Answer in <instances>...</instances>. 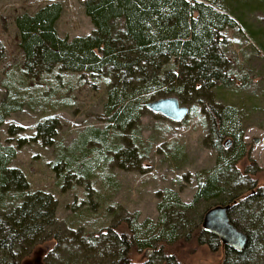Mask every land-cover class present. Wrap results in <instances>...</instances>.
<instances>
[{
  "label": "trees",
  "instance_id": "obj_1",
  "mask_svg": "<svg viewBox=\"0 0 264 264\" xmlns=\"http://www.w3.org/2000/svg\"><path fill=\"white\" fill-rule=\"evenodd\" d=\"M207 2L82 0L93 29L70 38L59 36L55 29L61 12L58 1L14 17L25 75L33 77L56 66L108 76L102 104L106 126L88 128L92 134L83 133L80 142L100 138L105 146L109 131L131 130L133 135L110 142L105 150L117 166L138 168L144 151L134 137L138 117L147 108L146 101L172 93L180 104L200 105L206 128L202 143L213 147L216 155L213 166L199 177L190 201H182L168 187L157 191L156 220L138 221L134 211L95 232L78 227L61 237L52 230L55 198L45 190L30 189L23 171L9 165L15 148L0 142V264H20L32 247L47 239H54L55 247L44 255L42 264H181L165 249L179 240L206 244L212 251L221 247L220 264H264V185L247 177V170L242 173L235 168L247 153L236 106L216 99L221 86L236 77L221 32L239 17ZM246 31L262 45L256 33ZM17 108L13 100H2L0 123ZM57 126L55 116L39 120L30 140L50 144ZM7 131L11 134V126ZM74 158L69 150L67 158L59 156L50 163L61 187L72 177ZM200 202L205 203L195 217ZM215 204H229V220L245 233L240 250L221 244L201 226L203 212ZM66 236L75 249L68 256L57 249ZM131 248L144 249L146 258L130 260ZM81 251L86 254L78 258Z\"/></svg>",
  "mask_w": 264,
  "mask_h": 264
},
{
  "label": "rangeland",
  "instance_id": "obj_2",
  "mask_svg": "<svg viewBox=\"0 0 264 264\" xmlns=\"http://www.w3.org/2000/svg\"><path fill=\"white\" fill-rule=\"evenodd\" d=\"M50 1L61 4L55 21L59 36L70 38L93 29L83 11L82 0H0V102L13 100L18 106L2 118L0 142L15 148L9 165L23 171L30 189L45 190L55 198L56 223L52 230L61 237L78 227L84 232H95L134 211L138 221L145 218L154 221L157 191L166 187L174 189L182 201H190L199 177L213 166L216 155L213 147L202 143L206 128L200 105L181 103L188 111L180 121L144 108L135 124L134 137L144 150L139 167L122 168L105 147L133 135L131 130L125 134L109 131L105 146L100 138L88 137L86 142H80L83 133L92 134L88 128L106 126L102 104L107 75L66 71L56 66L33 77L23 73L14 17L23 12L32 13ZM200 1H212L239 17L233 26L221 32L236 77L229 85L221 86L216 99L236 106L237 124L242 128L241 139L247 153L237 160L235 168L242 173L247 170V177L264 185V0ZM246 28L256 33L261 46ZM49 116L58 119L51 143L30 140L36 122ZM9 126L11 134L7 131ZM19 141L22 143L18 145ZM84 148L88 151L84 152ZM69 150L75 157L72 177L66 187H61L50 163L59 156L67 158ZM204 203L196 204L195 217ZM54 244V239L37 243L20 264H42L44 255L54 251ZM57 249L64 256L75 251L68 236ZM165 249L181 264H220L222 257L221 247L212 251L206 244L195 241L179 240ZM143 250L131 248L130 260L143 261L147 256ZM85 254L81 251L78 258Z\"/></svg>",
  "mask_w": 264,
  "mask_h": 264
},
{
  "label": "water",
  "instance_id": "obj_3",
  "mask_svg": "<svg viewBox=\"0 0 264 264\" xmlns=\"http://www.w3.org/2000/svg\"><path fill=\"white\" fill-rule=\"evenodd\" d=\"M145 105L149 110L158 112L173 121H180L188 111L185 105L180 104L177 98L171 95L146 101ZM228 208L229 204L210 206L202 214L201 226L217 236L221 244L240 250L245 244L246 235L229 220L227 215Z\"/></svg>",
  "mask_w": 264,
  "mask_h": 264
}]
</instances>
